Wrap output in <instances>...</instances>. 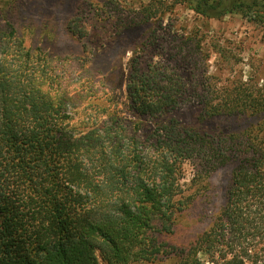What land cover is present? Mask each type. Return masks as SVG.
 Listing matches in <instances>:
<instances>
[{
  "label": "trees",
  "instance_id": "obj_1",
  "mask_svg": "<svg viewBox=\"0 0 264 264\" xmlns=\"http://www.w3.org/2000/svg\"><path fill=\"white\" fill-rule=\"evenodd\" d=\"M174 1L201 16L233 12L264 27V0ZM9 27L0 38V264H100L97 252L104 264H264V118L229 131L162 125L189 95L201 120L258 115L263 95L239 82L189 94L168 65L136 64L125 84L135 120L120 124L106 113L115 129L98 133L74 117L93 87L68 94L56 77L50 93L34 75L5 68ZM147 119L155 128L142 139ZM226 165L224 200L208 229L186 246L163 241L201 182Z\"/></svg>",
  "mask_w": 264,
  "mask_h": 264
},
{
  "label": "rangeland",
  "instance_id": "obj_2",
  "mask_svg": "<svg viewBox=\"0 0 264 264\" xmlns=\"http://www.w3.org/2000/svg\"><path fill=\"white\" fill-rule=\"evenodd\" d=\"M9 26L15 34L5 68L22 77L34 75L42 88L54 86L59 77L68 94L93 87L96 92L74 108V117L98 133L100 126L115 129L104 123L106 113L120 124L135 120L125 84L136 64L142 69L154 61L168 65L189 94L239 82L264 97V27L238 13L205 17L174 0H0V38ZM200 115L198 98L189 95L166 113L162 125L173 120L200 132L229 131L264 118V112L239 119L201 120ZM142 122L140 137L150 138L155 127L150 119ZM183 170L188 194L193 171L188 163ZM230 170L219 167L201 182L190 205L175 216L172 232L160 236L163 241L186 246L208 229L223 203Z\"/></svg>",
  "mask_w": 264,
  "mask_h": 264
}]
</instances>
